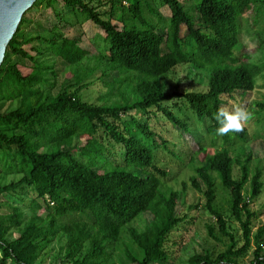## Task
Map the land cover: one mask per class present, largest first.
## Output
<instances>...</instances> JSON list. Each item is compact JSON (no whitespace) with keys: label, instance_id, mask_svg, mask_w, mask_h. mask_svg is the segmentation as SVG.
I'll use <instances>...</instances> for the list:
<instances>
[{"label":"trees","instance_id":"obj_1","mask_svg":"<svg viewBox=\"0 0 264 264\" xmlns=\"http://www.w3.org/2000/svg\"><path fill=\"white\" fill-rule=\"evenodd\" d=\"M94 1L35 0L6 46L0 65V174L17 177L0 181V196L7 193L21 202L5 203L0 211V264H37L53 243L67 264L169 263L171 237L192 218L180 192L162 179L167 172L154 162L159 146L177 154L135 113L161 114L180 136L190 135L189 118L164 105L181 99L204 131L218 136L213 116L224 107L223 97L252 91L264 68V61H250L242 52L239 35L241 15L254 12L257 18L264 0H192V11L181 0H109L110 17L115 5L121 7V29L102 16L101 0ZM41 6L72 27L92 24L102 48L92 53L54 26L42 34L27 32L25 15ZM163 6L168 16L159 11ZM49 55L73 74L56 93L58 74ZM186 64L207 73L206 88L166 92L161 78ZM96 69L108 94L117 97L114 102L83 99L82 89L93 82ZM7 103L14 107L4 109ZM254 105L261 113L264 97ZM220 137L226 144L232 137L245 142L248 132L245 127ZM191 138L197 149L190 156L188 181L215 219V228L206 225L208 236L227 242L215 254L194 252L186 264H241L252 243L257 212L250 203L262 193V170L251 172L249 153L233 157L222 147L209 154L195 135ZM103 139L121 148V164L108 160ZM235 164L239 178L233 176ZM27 191L36 197L27 198ZM144 213L150 215L147 222ZM137 220L143 225H133ZM229 220L241 231L240 245ZM253 244L249 264H264V224Z\"/></svg>","mask_w":264,"mask_h":264},{"label":"rangeland","instance_id":"obj_2","mask_svg":"<svg viewBox=\"0 0 264 264\" xmlns=\"http://www.w3.org/2000/svg\"><path fill=\"white\" fill-rule=\"evenodd\" d=\"M181 1L184 3L186 9L190 11L194 9L192 0ZM101 2L102 3L98 5V9L102 16L105 19L109 18L118 29H121V7L115 5L113 15L110 17L108 12H106L109 9V0H101ZM94 3H97V0H95ZM159 11L163 16L169 15V10L166 6L161 7ZM256 17L257 18H255L254 12H248L241 15L239 18V35L242 44V52L249 56L250 61L258 63L264 61V9L260 8V13ZM25 18L29 23L25 27L27 32L42 34L54 26L58 27L65 37L79 38L80 46L88 49L92 53H96L99 51V48H102V43H99L102 39L98 33H96V27L89 22H85L81 27L78 25L72 27L65 24L63 20L61 21L54 15L51 9H47L44 6L33 8L25 15ZM255 19L257 21L253 24ZM93 34H97L95 38L97 44L92 36ZM44 45L46 44H43V46ZM14 59L31 65V62L27 59H22L16 56ZM49 60L53 62L58 74L57 86L54 89V93H56L62 83L73 74L68 65L60 58H54L52 55H49ZM112 74L115 75V72H112ZM90 76L93 80L90 84H86L88 80L82 81L87 85L81 92L85 101L100 104L107 101L114 102L117 100V97L108 94L107 85L98 78V69H96ZM161 79L165 84L166 92H171L175 89H178L181 92L201 91L206 88L207 73L204 70L193 68L191 65L186 64L177 66ZM242 93L244 95L233 94L230 97L224 96L223 99L225 101L224 107L231 109L233 105H241L253 113V119L245 126L248 132V137L245 142L232 137V141L226 144L220 136L213 137L207 134L203 129L204 123L199 121L196 116L191 113L186 103L181 99L173 100L174 102H165L164 105L170 108L175 114H178L180 118H189L191 127L190 135L180 136L179 131L173 128L161 114L157 113V116H153L154 112L152 113V111L149 116L135 113L140 119H147L151 129L160 133L163 138L169 141L168 149L171 151L173 150L177 154V156H174L159 146L154 150V162L158 167L167 172V177L162 179L165 180L168 185L180 192L181 198L185 201L184 210L185 212H188L192 218L191 220H188L187 223H184L180 229L175 232V235L171 237L172 240L169 243V247L173 252L172 256H170L169 263L160 264H186L187 258L194 252H201L204 249H209L215 254L223 250L225 242H227V239L224 237L221 241H216L208 236L206 225L209 224L215 228V219L205 210L204 197L195 190L188 181V177L191 174L189 166L190 156L192 152L197 149L196 144L191 138L193 135L197 137L198 141L202 142L207 153L211 154L222 147H227L233 157L245 158L247 153H249L251 157L249 162L251 172H253L256 167H259L262 170V193L257 199L250 203L251 208L257 212V218L252 221V243L246 256L240 260V263L249 264L253 259V236L257 228L264 224V110L261 113L256 114L255 111L257 110V107L254 105L255 101L261 100L262 97H264V68L260 75L255 79L254 89ZM177 106L180 107V110L177 109ZM12 107H14L12 103H7L4 109ZM103 142L109 149L107 155L108 160L121 164V148L110 140L103 139ZM199 159L200 155L196 157V161L199 162ZM136 171L137 174L143 176L138 170ZM233 176L234 178H239L240 176V168L236 164L233 166ZM16 177L17 176L15 175L0 174V181H8L13 178L16 179ZM197 181L202 185L200 178ZM183 182H185V187H183ZM246 187L248 188V184ZM25 195L27 198L36 197V194L32 191H27ZM38 200L41 202V199L38 198ZM20 202L21 201L18 197L4 193L0 196V211L6 207L5 203L20 204ZM188 205H196V207L190 209ZM142 219L147 222L148 219H150V215L144 213ZM133 225L140 227L143 225V222L137 220ZM229 228L235 232V235L238 238V244L240 245L241 231L238 229L237 223L229 220ZM12 235L15 237L16 233L13 232ZM123 242L128 243V239L124 237ZM51 248L52 250L46 256L42 257L37 264H67L69 262L63 259L62 255L59 254L58 247L55 243L52 244Z\"/></svg>","mask_w":264,"mask_h":264},{"label":"water","instance_id":"obj_3","mask_svg":"<svg viewBox=\"0 0 264 264\" xmlns=\"http://www.w3.org/2000/svg\"><path fill=\"white\" fill-rule=\"evenodd\" d=\"M35 0H0V65L8 42L15 33L22 15Z\"/></svg>","mask_w":264,"mask_h":264},{"label":"clouds","instance_id":"obj_4","mask_svg":"<svg viewBox=\"0 0 264 264\" xmlns=\"http://www.w3.org/2000/svg\"><path fill=\"white\" fill-rule=\"evenodd\" d=\"M213 118L218 125L216 134L226 136L244 131L245 126L253 119V113L241 105H233L231 109L218 108Z\"/></svg>","mask_w":264,"mask_h":264}]
</instances>
